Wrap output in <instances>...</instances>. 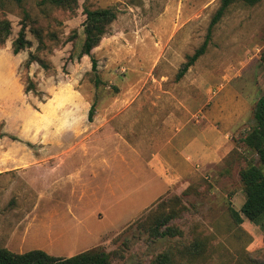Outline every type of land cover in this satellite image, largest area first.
<instances>
[{"label":"rangeland","instance_id":"obj_1","mask_svg":"<svg viewBox=\"0 0 264 264\" xmlns=\"http://www.w3.org/2000/svg\"><path fill=\"white\" fill-rule=\"evenodd\" d=\"M88 2L117 11L93 51L99 87L91 58L80 57L82 7L54 14L64 20L63 38L73 40L53 47L46 71L25 67L35 40L13 53L20 10L0 6L13 25L0 47V220L23 221L22 230L33 224L24 252L69 257L101 248L112 264H148L202 235L209 248L196 264H263V226L237 224L228 206L240 210L245 201L244 158L258 159L243 138L264 95V0H235L207 52L181 78V64L204 41L221 0ZM28 75L36 92L26 91ZM186 184L196 190L183 196L187 210L175 220L183 235L151 239L139 222ZM6 235L0 244L20 248L22 235Z\"/></svg>","mask_w":264,"mask_h":264},{"label":"trees","instance_id":"obj_2","mask_svg":"<svg viewBox=\"0 0 264 264\" xmlns=\"http://www.w3.org/2000/svg\"><path fill=\"white\" fill-rule=\"evenodd\" d=\"M0 0V6L17 7L20 10V29L12 40L14 54H19L37 42L36 49L30 51L25 62L29 68L32 63H38L46 71L52 69L47 54L53 47L63 45L73 39H64L61 27L64 20L55 13L69 15L77 14L80 7L86 18L83 23L84 42L80 57L89 56L92 61V78L95 86L103 84L100 76L99 61L94 56V49L99 46L110 25L117 18V11L113 7H93L88 0ZM235 0H221L220 6L214 12L208 27L207 34L202 44L193 54H188L185 62L181 64L177 78L184 76L190 67L204 55L212 41L214 29L226 14L229 6ZM245 4L253 6L262 0H242ZM42 18L43 21L40 20ZM13 34L12 20L7 12L0 17V47L5 45ZM77 35L73 31L72 38ZM66 70V65H64ZM26 91H37L36 82L28 75L26 77ZM97 103L92 102L89 119L93 120ZM6 135L0 124V137ZM17 139V137H13ZM247 150L255 156L245 157L246 165L240 169V180L245 192V201L240 210L232 205L228 206L230 215L237 224L244 220L258 223L264 228V95L258 99L254 108V125L243 138ZM236 152V150H235ZM189 184L182 186L176 195L161 201L157 209H152L146 215L143 228L151 239H159L167 236L183 235L175 220L183 216L187 207L182 203L183 196L189 195ZM199 193V192H197ZM209 241L205 236L196 235L185 242L180 241L175 249H166L158 253L148 264H196L197 256L205 257L208 251ZM111 253L101 248H91L69 257L55 256L43 249H31L25 252H15L0 244V264H112ZM264 264V263H263Z\"/></svg>","mask_w":264,"mask_h":264},{"label":"crops","instance_id":"obj_3","mask_svg":"<svg viewBox=\"0 0 264 264\" xmlns=\"http://www.w3.org/2000/svg\"><path fill=\"white\" fill-rule=\"evenodd\" d=\"M72 155H64L62 158H65L63 161H67V159L71 158ZM1 174V173H0ZM9 222V226L12 227L10 228V231H8L6 229V225L8 224ZM12 222V223H11ZM25 226V224H23V221H17V220H3L1 221L0 220V235H5L7 236L6 234H9V232L12 234V235H22V240L21 241H18V247L20 248H16V250H14V248H12V246L10 245V242H2L1 244H3L4 246L10 248L11 250L13 251H18V252H24L21 248V245L24 241V239L26 238V236H28L27 234L30 232V229H31V226H33V224H26V229L22 230V227Z\"/></svg>","mask_w":264,"mask_h":264}]
</instances>
